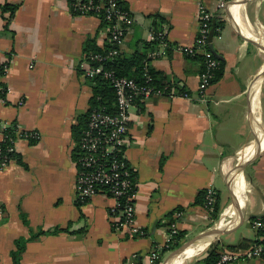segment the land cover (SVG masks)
<instances>
[{"label":"crops","instance_id":"1","mask_svg":"<svg viewBox=\"0 0 264 264\" xmlns=\"http://www.w3.org/2000/svg\"><path fill=\"white\" fill-rule=\"evenodd\" d=\"M71 1L0 0V142L7 125L40 133L38 141L19 139L0 173V264H14L20 241V264H130L134 255L148 264L174 223L184 233L181 246L203 244L184 263L182 256L166 262L178 248L164 250L160 264H204L214 248L220 256L264 244V230L252 224L264 222V79L256 86L264 71V0H122L134 24L119 59L161 49L148 34L164 26L169 47L152 71L175 94L191 96L157 94L131 109L126 155L145 237L114 226L108 196L76 199L78 143L93 97L83 64L107 48L109 28L72 13ZM199 4L224 23L212 42L223 74L206 102L198 94L204 63L184 53L197 36ZM208 188L217 192L213 213L204 207Z\"/></svg>","mask_w":264,"mask_h":264},{"label":"built area","instance_id":"2","mask_svg":"<svg viewBox=\"0 0 264 264\" xmlns=\"http://www.w3.org/2000/svg\"><path fill=\"white\" fill-rule=\"evenodd\" d=\"M227 1H221L218 9L224 10ZM70 10L75 15L99 18L109 28L108 46L98 52L90 53L83 67L87 78L94 80L102 77L109 81L115 93L113 110L107 106L92 108L82 131L77 152V177L75 181L76 199L80 204H86L97 196H108L112 204L109 214L114 226L126 230L133 236L145 237L146 232L139 226L136 211V195L138 184L134 169L130 166L126 150L130 144L131 109L153 95L165 94L167 89H159L155 85L156 77L152 74L151 64L163 57L169 47L168 31L154 28L148 34V42L161 49L148 51L142 63L140 77H122L108 68L121 55V49L126 42L130 28L134 24L132 14L123 9L120 0H72ZM213 13L203 4L198 7V32L193 46L184 50L187 57L201 56L204 71L200 75L198 86L199 100L206 102L207 91L212 86L220 59L215 55L210 42V34L214 23ZM220 37V29L214 30V37ZM213 37V39H214ZM171 95L169 97H175ZM191 99L189 92L178 95ZM24 105V101L20 102ZM0 142V173L4 172L13 162L16 155V144L19 139L38 141L40 133L24 130L18 124L4 126ZM217 192L208 188L205 192L204 207L209 213L216 211ZM4 215V205L0 200V217ZM176 214V218L182 217ZM253 228L264 230L262 220L254 221ZM179 230L177 224L170 226L168 241L163 248L153 251L148 264H160L162 253L176 242ZM137 255L130 259V264L137 263ZM250 259L264 261V244L252 245L246 250H232L222 253L215 264H233Z\"/></svg>","mask_w":264,"mask_h":264},{"label":"trees","instance_id":"3","mask_svg":"<svg viewBox=\"0 0 264 264\" xmlns=\"http://www.w3.org/2000/svg\"><path fill=\"white\" fill-rule=\"evenodd\" d=\"M120 4L122 5L123 9H126L125 7H123L124 2L122 0H120ZM6 10H9V8L6 7ZM11 10H13V9H11ZM223 24H224L223 22L216 23V32L218 29H221L224 26ZM91 48H92V46H91ZM145 57H146V55H139V56H135L131 59H126L124 61L121 59H117V61L114 64H108L107 67L114 69L119 76L138 79L140 77L141 67H142V63H143ZM194 57H199L203 63L202 57H200V56H194ZM220 62H221V60H220ZM223 68H224L223 63L221 62L220 68L218 69V71L216 73V78H215L214 82L220 80V78L222 77ZM152 74L156 77V81H155L156 87L159 89L166 88L167 89L166 90L167 96H171V95H177L178 96V95L185 92V91H180L179 93L175 94L170 85H168V84L162 85L161 81H159L157 79V76L153 71H152ZM92 81L93 82H92L91 88L93 90V97L91 99V106H92L91 109L97 108L99 106H107L110 108V110H113V106L115 104V93H114V90H113L112 86L110 85L109 81H107L106 79H104L102 77H98ZM85 126H86V122H85ZM85 126L83 128H85ZM40 234H42V233H40ZM183 240H184V233L180 232L177 236L176 242L170 247L169 250L173 251V250L179 248L182 245ZM25 243H26L25 241L18 242V245H17L18 249L16 252H14L12 254V257L14 259V264H20V257L24 251ZM258 243H260V242L259 241L255 242V244H258ZM245 247H248V246H245ZM164 252H166V251H164ZM218 257H219V251H218V249L214 248L208 253L207 257L203 260V263L204 264H215ZM160 263H161V261H160Z\"/></svg>","mask_w":264,"mask_h":264},{"label":"water","instance_id":"4","mask_svg":"<svg viewBox=\"0 0 264 264\" xmlns=\"http://www.w3.org/2000/svg\"><path fill=\"white\" fill-rule=\"evenodd\" d=\"M232 3V2H231ZM215 27H216V22L214 21L213 23V28L211 30V34H210V42H213V37H214V30H215ZM259 79H264V71L260 74V76L258 77ZM205 237H202L201 239H203ZM198 239H194L190 242H187L185 245L181 246L180 248H178L177 250H175L169 257V259H167L166 262L168 263H171L172 259L175 257V256H178V255H181V254H184L186 253L189 249H199L201 248L202 246V242Z\"/></svg>","mask_w":264,"mask_h":264},{"label":"bare ground","instance_id":"5","mask_svg":"<svg viewBox=\"0 0 264 264\" xmlns=\"http://www.w3.org/2000/svg\"><path fill=\"white\" fill-rule=\"evenodd\" d=\"M261 82H262V79H260V80L257 82L256 86H257L259 83H260V86H261ZM256 86H255V88H256ZM195 250H197V249H189L186 253L191 252V251H195ZM184 254H185V253H184ZM184 254H181V255L175 256V258H176V257L183 256ZM198 254H199V253H198Z\"/></svg>","mask_w":264,"mask_h":264},{"label":"rangeland","instance_id":"6","mask_svg":"<svg viewBox=\"0 0 264 264\" xmlns=\"http://www.w3.org/2000/svg\"><path fill=\"white\" fill-rule=\"evenodd\" d=\"M167 256H168V254H166V255H165V258H166ZM183 259H184V255H183V256H182V258H181V260H182V262H181V263H184V262H183ZM189 264H194V261H193V262H191V263H189Z\"/></svg>","mask_w":264,"mask_h":264}]
</instances>
